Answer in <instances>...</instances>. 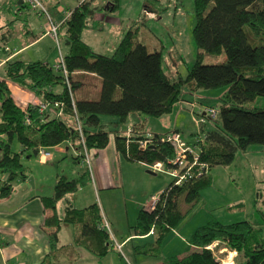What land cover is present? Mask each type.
<instances>
[{"label": "trees", "instance_id": "obj_1", "mask_svg": "<svg viewBox=\"0 0 264 264\" xmlns=\"http://www.w3.org/2000/svg\"><path fill=\"white\" fill-rule=\"evenodd\" d=\"M93 1L77 0V6L59 23L58 37L61 34L67 47L63 55L66 77L47 63L16 58L7 60L0 69V172L6 175L0 186V197L9 195L10 182L14 178L25 179L29 175L21 161L24 153L27 157L38 156V148H50L64 141L71 142L78 150L80 136L89 152L104 149L113 135L116 151L126 161L145 165L161 163L167 170L173 168L170 162L175 157L174 150L169 144L160 142V138L177 131L148 136L138 131L123 136L118 128L126 125L131 115L155 118L167 115L183 101L185 92L192 94L199 89L226 87V99L218 107L216 121L239 151L246 152L254 144L264 146V107L247 109L244 106L257 97H264V0H193L192 36L197 56L186 77L175 81H171L162 69L161 51H148L137 40L136 28L124 33L110 56L91 50L82 41L81 34L91 27L96 10L92 7ZM112 3L107 12L116 10L118 0ZM18 8L28 7L20 3ZM1 30L0 42L4 43L7 36ZM222 53V63H202L204 55ZM77 74H90L99 79L96 98L75 95L81 82L76 79ZM7 82L31 93L42 104L59 103V115L58 109L43 113L35 104L21 110L15 105ZM56 86L62 89L53 91ZM51 113L53 117L48 118ZM102 116L114 120L104 124ZM14 140L21 146L18 153L11 150ZM143 140L151 141V145L141 149L138 142ZM233 159L234 153L226 144L206 137L199 147V165L192 166L179 184L172 180L159 193L154 205L139 209L136 223L130 227L131 236L150 235L152 240L132 247L133 253L159 257L163 242L187 215L179 210L178 203L182 200L190 208L195 206L201 191L211 185L210 170L228 166ZM76 189L74 181L61 177L55 185L54 196L41 199L44 208L51 212L44 220L51 259L62 255L76 258L72 247L58 246L61 223L72 228L73 247H81L98 259L116 250L108 231L101 228L98 204L83 209L67 208L63 218L56 215L57 201ZM214 242H218L217 248L236 252L232 264H264V238L260 229L250 221L224 225L215 220L192 233L190 250L185 256L171 257L166 264H221L213 251L206 248ZM49 263L47 259L41 264Z\"/></svg>", "mask_w": 264, "mask_h": 264}, {"label": "rangeland", "instance_id": "obj_2", "mask_svg": "<svg viewBox=\"0 0 264 264\" xmlns=\"http://www.w3.org/2000/svg\"><path fill=\"white\" fill-rule=\"evenodd\" d=\"M107 1L97 0L95 7L103 4L105 6L108 3ZM144 2L148 1L120 0V6L116 11L106 15L102 10L96 9L94 21L101 19L102 31L85 29L82 38L93 51L110 56L112 52L109 51V48L113 44H115L114 48L116 47L121 32L128 28H137L139 30L138 40L145 43L148 51L152 49L161 51L162 69L167 77L171 81L184 79L194 65L197 56V47L192 36V28L195 23L193 0H158L154 9L155 19L142 22V19L146 18L142 9ZM158 2L160 5H157ZM6 3H10L13 11L18 8L17 0H6ZM60 4L62 8L69 9L73 7L75 0H64ZM23 11L30 12V9L25 8ZM10 14H12V11ZM50 16L54 20L51 14ZM129 19L135 22L129 23ZM41 21L44 22L43 19ZM58 38L59 45L50 37L44 38L36 47H31L26 51V55L31 57L32 55L42 56L47 55L49 51V60L47 61L50 66H53V61L58 58L59 52L65 55L67 50L61 34ZM13 44L15 43L11 45ZM34 52H37V54ZM223 60V53L217 56L204 55L202 63L214 65L222 63ZM98 87L99 84L92 81L87 86L88 90ZM61 89V86H56L53 91L59 92ZM226 94V87L199 89L192 94L185 92L183 101L177 103L171 113L159 118L142 116V118L145 117L149 120L148 123L144 124L145 129H157L163 132L175 128L188 146H193L198 137L203 141L206 137L218 139L234 153V159L230 165L216 166L210 170L211 185L201 191L200 200L195 206L190 208L182 200L178 203L179 210L187 213V215L163 242L159 257H146L133 253L132 247L150 242L152 237H149L143 241L133 240L128 245L121 247L119 250L116 249L102 259L81 250L79 251L81 252L80 258L73 264H93L98 261L102 264H166L171 257L181 258L185 256L190 250L189 239L192 233L198 227L213 220L224 225L239 221H251L257 227L264 229V146L250 145L246 152H241L235 147L232 139L223 132L220 123L216 121L217 118L201 124L202 130H200V124L197 123V112L204 107L218 109L223 100L226 99ZM75 95L78 96V92H75ZM244 106L247 109H261L264 107V97H257ZM110 120L114 119L106 116L101 117V123L108 124ZM139 121L141 122V120ZM19 148V144L14 140L11 143V150L18 153L21 151ZM24 160L23 156L21 161ZM33 160V157H31V161ZM68 160L67 163L69 164L63 166L64 175L68 179L76 176L79 184L83 183L80 186L78 185V191L71 200L76 208H84L91 196L88 187L84 185L87 180V175H84V172L86 173L88 168L83 166L78 169V165L72 163L71 159ZM127 168L130 171L125 166L120 168L124 184L118 189L110 190L105 194L108 195L110 202L112 200L116 204V208L113 210L117 221L115 227L131 234L130 227L135 225L141 205L149 199L147 205L150 206L153 202L150 195H156V191L159 189L164 190L173 178L165 168L153 171L147 167L131 164ZM138 172L141 174L140 177L137 176L139 175ZM141 201L143 202L141 203ZM95 203L99 204L98 200ZM138 206L141 207L137 209ZM60 208L59 205L58 209L60 210ZM59 215H62L60 211ZM109 225L111 229L114 227V223L112 225L109 222ZM61 228L60 242L70 244L72 241L71 227L62 224ZM262 231L264 235V230ZM214 243V248H217L218 242ZM113 244L116 246L114 241ZM219 249L224 248L213 249L215 257L219 259L221 264L231 263L232 259H229V257L232 258V255L228 254L230 250L225 248L224 251H218Z\"/></svg>", "mask_w": 264, "mask_h": 264}, {"label": "crops", "instance_id": "obj_3", "mask_svg": "<svg viewBox=\"0 0 264 264\" xmlns=\"http://www.w3.org/2000/svg\"><path fill=\"white\" fill-rule=\"evenodd\" d=\"M18 1L19 0H17V5L22 3H18ZM62 1L64 0H42L44 5H46V8H48L50 14L53 16L54 20L59 23L64 21L69 16L70 11L77 6V0H75V4L73 5V7L65 9L61 7L60 3ZM96 1L97 0H94L92 2V7H95ZM147 1L148 2H144L146 10L154 13L156 2L158 0ZM107 2L108 3L105 6H103V4L97 7V5L95 8L97 10H102L105 15L113 13L107 12L106 10L113 4V0H108ZM157 5H160L159 2L157 3ZM119 6L120 0H118L117 8ZM144 6L142 7V9L145 8ZM23 9L17 8L15 11H13V8L11 9L10 7V3H6V0H0V28H2L1 32L6 33L5 35L7 36V39H5L4 43L0 42V69L7 60L12 58L20 59L24 62L40 61L49 64L47 61L49 60V51L47 52V55L42 56L32 55L31 57L26 55V51H28L31 47H36L43 41L44 38H48V36L44 34L43 23L41 21L42 18L38 17L36 14H34V12H25L23 11ZM11 11L12 14H10ZM94 16L95 12L91 19V27L87 29H97L102 31L101 19H97V21H94ZM129 20V23L135 22L132 21V19ZM151 20L154 19L146 17L142 19V22ZM129 29L131 28H128L127 30L121 32L122 34L120 40L123 37L124 33ZM138 34L139 30L137 29V40L139 37ZM81 39L85 44L89 46V44L82 38V34ZM138 41L147 48L145 43L140 40ZM12 43L15 44L11 45ZM114 46L115 44L110 46V52L114 51ZM89 48L91 49L90 46ZM155 50L160 51L157 49H152L151 51ZM34 53L37 54V52ZM96 53L103 55V53L100 52ZM53 62H55V59ZM76 76V79L81 81L78 84V95L83 98H96L99 93V87L88 90L87 86L91 83V81L98 83L100 86L99 79L90 74H77ZM7 87L10 91L15 105L21 110H24L28 105L34 104L38 101L37 98L31 93L13 83H7ZM47 117L52 118L53 113H51ZM139 120H141V122ZM148 121V118H142L141 115H131L127 120L126 125L119 127V132L123 136H129L132 133L143 131V133L148 136L153 134L163 135L171 131H178L175 128L173 130L167 129V131L163 132H160L157 129H145L144 124L148 123ZM111 123L112 120L108 121V124ZM106 126L107 128L111 127V125ZM43 149L49 153V157H47L46 159L40 158L39 156H33L34 160L31 161V157H27L26 153L22 155V157L24 156L25 159L24 161H22V163L29 170V175L25 179H22L20 177L14 178L10 182L11 191L9 195L0 197V264H41L44 260L47 259L50 261L49 264H73L76 263L75 261L81 256V252L79 251L83 250L87 252L81 247H73L72 241L70 244L60 242L62 229L61 223L57 233L58 246L67 247L68 249H71L70 247H72V250L75 252L76 258H69L63 255L56 259H51L49 257L50 250L47 232L44 227V220L46 217L51 215V212L44 208L41 199L42 197H53L55 193V185L61 177H64L66 180L74 181L77 185V189L73 193L65 194L62 199L57 201L55 207L56 215L59 218H63L65 210L67 208L83 209L76 208L71 200L73 199L72 197H75L78 191V185L80 186L83 183L79 184L76 176L68 179L64 175L65 171L63 167L64 165L69 164L67 163L69 161L68 159H71V161H73L72 163H74L76 166L78 165V169H81V167L83 166L79 164V159H75L76 147L73 146L71 142L64 141L61 144L50 148L43 147ZM19 150H21V146ZM89 153L91 159L90 168L86 173L84 172V175H87V180L84 185L88 187V191L90 192L91 196L88 199L85 207L95 203L96 200H98V203L100 204H98V206L101 211L102 220H104L108 224V233L112 242L114 241L116 242V244H121L122 247L128 245L133 240L143 241L144 239H148L149 237L151 238L150 235L144 237H134L131 236L130 233L118 230L115 227L117 221L113 214V210L116 208V204L112 200L110 202L108 199V195L105 194L110 190L118 189L124 184L123 174L120 170L122 166H125L126 169L130 171V169L127 168L130 164L149 168L148 165L126 161L124 157L117 153L113 135H110L109 143L104 149L98 151L90 150ZM162 167L164 168L163 165ZM138 173L139 175L137 176L140 177L141 174L140 172ZM29 178H31V184L28 182ZM5 180L6 175L0 172V186L5 182ZM156 192V195H150V199L153 198L152 200H155L158 194L161 192V189ZM148 200L141 205L142 207L138 206L137 209L140 207L148 209ZM142 202L143 201H141V203ZM59 205L61 207L60 210L58 209ZM59 211L62 213V215H59ZM109 222L112 225L114 223V227L112 229L110 228ZM252 224L254 225V223ZM254 226L255 228L261 230V234L264 238L262 231L264 229L259 228L256 225ZM71 240H73L72 228ZM224 250L225 249H219L218 251ZM87 253L90 254L89 252ZM228 254L230 256L232 255V258L229 257V259H232L231 263L228 264H232L236 252L230 251L228 252ZM98 263L102 264V262L100 261L93 264Z\"/></svg>", "mask_w": 264, "mask_h": 264}, {"label": "built area", "instance_id": "obj_4", "mask_svg": "<svg viewBox=\"0 0 264 264\" xmlns=\"http://www.w3.org/2000/svg\"><path fill=\"white\" fill-rule=\"evenodd\" d=\"M84 0H81V2ZM23 4L28 6V8L36 13V15L44 20L43 22V29L44 34L48 37H50L57 45H58V28L59 23H56L50 16L49 11L43 4L41 0H21ZM144 15L147 18L155 19V15L152 12L144 11ZM53 68L55 70H61V73L66 77L67 73L64 68V62H63V55L59 52L58 58L55 60ZM39 107V111L41 112H54L57 111L56 109L60 108L59 103L54 104H42L39 101L34 103ZM192 106V105H191ZM54 110V111H51ZM59 110L57 111V115H59ZM198 119L197 123L204 124L206 121L215 120L218 116V109L212 108V107H204L201 110L197 112ZM29 120H26V123H28ZM79 130V127H78ZM80 134V133H79ZM160 142L169 144L175 153L174 159L170 162L173 168L167 170L169 175L173 178L176 184H179L180 182L185 179V177L189 174V171L191 170L192 166L198 164V151L199 147L202 144L203 140L199 137L194 141L193 146H188L187 143L184 141L182 136L178 132H171L166 135H163L160 138ZM80 145L81 147L76 150L75 149V155L79 159V164L81 166L90 168V153L87 151V149L84 146L83 139L80 136ZM138 145L141 149H145L148 146L151 145V141L149 140H143L138 142ZM37 155L40 158L46 159L49 157V153L46 152L43 148H39L37 151ZM199 165V164H198ZM149 169H152L153 171H159L164 169L162 167L161 163H154L152 165H148ZM156 200V199H155ZM155 200L151 203V205L154 204ZM101 228L108 231V224L102 220ZM116 243V242H115ZM215 243L210 244L206 248L213 251ZM121 244H116V249H121Z\"/></svg>", "mask_w": 264, "mask_h": 264}, {"label": "water", "instance_id": "obj_5", "mask_svg": "<svg viewBox=\"0 0 264 264\" xmlns=\"http://www.w3.org/2000/svg\"><path fill=\"white\" fill-rule=\"evenodd\" d=\"M21 0L18 1V3H20ZM148 173H151V172H148ZM28 182L31 184V178H29Z\"/></svg>", "mask_w": 264, "mask_h": 264}, {"label": "bare ground", "instance_id": "obj_6", "mask_svg": "<svg viewBox=\"0 0 264 264\" xmlns=\"http://www.w3.org/2000/svg\"><path fill=\"white\" fill-rule=\"evenodd\" d=\"M23 4V3H22ZM22 6V5H21ZM24 6V5H23ZM26 6V5H25ZM28 7V6H27ZM60 26V25H59ZM59 31V30H58ZM59 34V33H58ZM58 40H59V38H58ZM59 45V44H58ZM54 65V64H53ZM59 72V71H58ZM64 80V79H63ZM53 111V110H52ZM44 113V112H43ZM61 113V112H60ZM37 154V153H36ZM154 205V204H153Z\"/></svg>", "mask_w": 264, "mask_h": 264}]
</instances>
